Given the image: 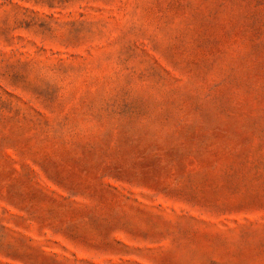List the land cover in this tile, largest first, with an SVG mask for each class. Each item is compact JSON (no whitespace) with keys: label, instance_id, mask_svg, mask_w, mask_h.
<instances>
[{"label":"rangeland","instance_id":"obj_1","mask_svg":"<svg viewBox=\"0 0 264 264\" xmlns=\"http://www.w3.org/2000/svg\"><path fill=\"white\" fill-rule=\"evenodd\" d=\"M0 264H264V0H0Z\"/></svg>","mask_w":264,"mask_h":264}]
</instances>
